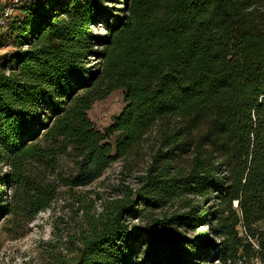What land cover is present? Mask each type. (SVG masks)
I'll list each match as a JSON object with an SVG mask.
<instances>
[{
    "label": "trees",
    "instance_id": "1",
    "mask_svg": "<svg viewBox=\"0 0 264 264\" xmlns=\"http://www.w3.org/2000/svg\"><path fill=\"white\" fill-rule=\"evenodd\" d=\"M109 1L32 0L0 31L13 48L0 62V220L13 212L8 184L33 218L58 181L87 186L120 161L124 179L144 166L139 186L69 264H132L139 242L143 264H190L210 256L211 233L219 264H264V0ZM118 89L125 107L100 130L88 113Z\"/></svg>",
    "mask_w": 264,
    "mask_h": 264
},
{
    "label": "rangeland",
    "instance_id": "2",
    "mask_svg": "<svg viewBox=\"0 0 264 264\" xmlns=\"http://www.w3.org/2000/svg\"><path fill=\"white\" fill-rule=\"evenodd\" d=\"M127 0H110L109 7H123ZM5 0H0V5ZM19 14V12H17ZM111 22V19H110ZM117 22V19H112ZM108 30V20L103 19L100 24L92 27L96 36H103ZM0 47V62L3 56L11 52V46H5L2 41ZM94 62V61H93ZM125 107V92L122 89L114 91L108 98L97 101L89 111V118L95 126L104 130L108 127ZM118 136H113L114 144ZM63 177L68 176L73 169V159L63 155L59 160ZM144 170L122 176V163L114 162L95 182L74 189L58 181L59 190L51 207L31 217L25 204L26 195L22 190L16 191L15 185L8 184L6 188L7 203L12 213L0 220V264H69L79 253L83 236L89 234L90 228L97 224L102 216L110 209L115 201L124 199L128 190H135L139 186L138 176ZM16 192L17 195H16ZM174 209L168 208L167 212ZM160 210L141 212L139 218H129L134 228H144L151 223L154 215L159 216ZM209 230V225L203 224L193 229L187 227L182 232L195 238L200 232ZM210 256L193 257L190 264H219L218 254L223 245L219 236L214 233L207 238ZM147 244L140 242L132 257V264H143ZM256 264H261L259 261Z\"/></svg>",
    "mask_w": 264,
    "mask_h": 264
},
{
    "label": "built area",
    "instance_id": "3",
    "mask_svg": "<svg viewBox=\"0 0 264 264\" xmlns=\"http://www.w3.org/2000/svg\"><path fill=\"white\" fill-rule=\"evenodd\" d=\"M32 0H5L3 7L0 9V31L3 30L11 18L19 11V9ZM0 37V42H1Z\"/></svg>",
    "mask_w": 264,
    "mask_h": 264
}]
</instances>
